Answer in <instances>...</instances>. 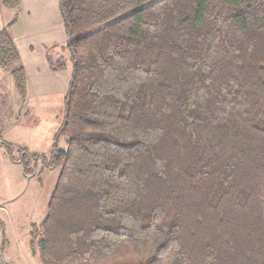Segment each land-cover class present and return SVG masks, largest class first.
<instances>
[{"label": "trees", "instance_id": "obj_1", "mask_svg": "<svg viewBox=\"0 0 264 264\" xmlns=\"http://www.w3.org/2000/svg\"><path fill=\"white\" fill-rule=\"evenodd\" d=\"M58 7L70 80L51 152L2 142L26 177L59 168L29 232L40 264H264V0ZM0 68L23 99L7 29Z\"/></svg>", "mask_w": 264, "mask_h": 264}, {"label": "crops", "instance_id": "obj_2", "mask_svg": "<svg viewBox=\"0 0 264 264\" xmlns=\"http://www.w3.org/2000/svg\"><path fill=\"white\" fill-rule=\"evenodd\" d=\"M58 2L59 0H20L19 7L12 9L5 7L0 1V8H5L4 15H0V29H7L26 80L25 96L21 99L10 73L0 68V179L6 180L9 195H0V199H9L11 202L20 193L12 192L14 185L11 181H24L28 178L21 165L5 154L2 142L27 147L52 145L63 115L64 109L62 110L60 102L68 88L70 62H66L64 70L50 69V61L64 58L66 44ZM6 10L9 15H5ZM35 118L38 119L37 122ZM40 119H53L52 132L39 130ZM14 235L17 236L16 231ZM30 252L33 256L31 248ZM0 264H13V261L2 260Z\"/></svg>", "mask_w": 264, "mask_h": 264}, {"label": "rangeland", "instance_id": "obj_3", "mask_svg": "<svg viewBox=\"0 0 264 264\" xmlns=\"http://www.w3.org/2000/svg\"><path fill=\"white\" fill-rule=\"evenodd\" d=\"M1 9L0 15H4L5 8ZM5 15H9L7 10ZM63 56L66 58V62H69L66 50ZM60 103L63 110V97ZM34 120L38 121L37 118ZM52 124L53 119L41 120L39 130L52 132ZM56 128L57 126L53 130ZM66 146L65 140L61 139L58 147L64 150ZM25 147L29 151L33 150L31 152L34 153L49 155L51 152V145H29V147L25 145ZM37 169L36 175L26 177L28 180L13 179L11 181V184L14 185L12 192H20L18 198L13 202L9 199H0V262L11 259L13 264H40L38 258L31 255L29 232L32 226H38L45 217L46 206L57 180L59 168ZM6 184V180L0 179V195L9 196ZM13 231H16L17 236L14 235Z\"/></svg>", "mask_w": 264, "mask_h": 264}]
</instances>
